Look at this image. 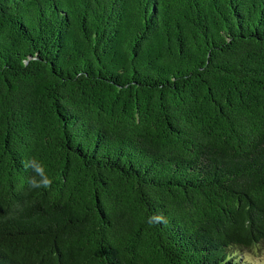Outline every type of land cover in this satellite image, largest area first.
<instances>
[{
  "label": "trees",
  "instance_id": "trees-1",
  "mask_svg": "<svg viewBox=\"0 0 264 264\" xmlns=\"http://www.w3.org/2000/svg\"><path fill=\"white\" fill-rule=\"evenodd\" d=\"M263 242L264 0H0V264Z\"/></svg>",
  "mask_w": 264,
  "mask_h": 264
},
{
  "label": "clouds",
  "instance_id": "clouds-1",
  "mask_svg": "<svg viewBox=\"0 0 264 264\" xmlns=\"http://www.w3.org/2000/svg\"><path fill=\"white\" fill-rule=\"evenodd\" d=\"M25 170L31 169L33 175L29 177L28 183L31 189H45L49 190L52 187L53 180L45 172L44 166L38 161L32 159L28 161H22ZM39 177V179H37ZM156 220L163 221L162 214L155 217ZM148 223H153V218H149Z\"/></svg>",
  "mask_w": 264,
  "mask_h": 264
},
{
  "label": "rangeland",
  "instance_id": "rangeland-1",
  "mask_svg": "<svg viewBox=\"0 0 264 264\" xmlns=\"http://www.w3.org/2000/svg\"><path fill=\"white\" fill-rule=\"evenodd\" d=\"M239 258L246 260L248 264H264V242L259 244L251 252L240 251Z\"/></svg>",
  "mask_w": 264,
  "mask_h": 264
}]
</instances>
